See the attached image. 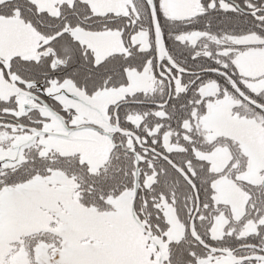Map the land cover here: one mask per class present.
<instances>
[{"label": "snow or ice", "instance_id": "snow-or-ice-1", "mask_svg": "<svg viewBox=\"0 0 264 264\" xmlns=\"http://www.w3.org/2000/svg\"><path fill=\"white\" fill-rule=\"evenodd\" d=\"M0 264H264V0H0Z\"/></svg>", "mask_w": 264, "mask_h": 264}]
</instances>
